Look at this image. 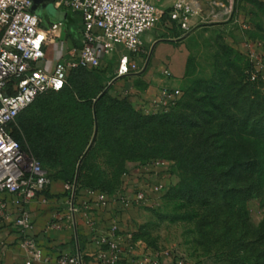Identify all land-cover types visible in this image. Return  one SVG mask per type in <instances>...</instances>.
<instances>
[{"label": "rangeland", "instance_id": "374dc122", "mask_svg": "<svg viewBox=\"0 0 264 264\" xmlns=\"http://www.w3.org/2000/svg\"><path fill=\"white\" fill-rule=\"evenodd\" d=\"M162 18L143 34L135 72L114 81L118 54L89 68L82 92L107 94L100 121L86 116L79 94L40 97L46 141L38 149L55 170L64 160L81 165L82 182L111 200L137 189V167L163 161L168 186L158 203L132 209L158 264H264V85L254 94L240 79L241 65L253 71L255 61L264 81V56L253 61L244 46L249 39L264 47V28L243 34L230 17L197 27L177 48L181 69L172 70L170 61L154 62L147 43L153 32L167 35ZM65 31L62 40L78 41L76 26ZM164 88L180 90L175 104ZM24 152L35 156L30 146Z\"/></svg>", "mask_w": 264, "mask_h": 264}, {"label": "built area", "instance_id": "2783aa9c", "mask_svg": "<svg viewBox=\"0 0 264 264\" xmlns=\"http://www.w3.org/2000/svg\"><path fill=\"white\" fill-rule=\"evenodd\" d=\"M164 0H57L54 6L60 10L79 13L82 19L80 44L67 47L63 55L47 68L39 63L47 60V48L61 37L62 22L45 25L43 15L32 11L33 0H0V218L13 215V226L20 234V246L31 264L48 260L43 249L31 234L33 222L28 205L53 183L47 169L34 157H29L13 137L18 115L38 96L49 91H60L68 84L70 72L78 67L93 68L101 65L109 55L118 54L115 78L128 76L139 68L138 57L142 36L161 19L160 3ZM169 17L182 29H188L189 17L200 7L198 0H172ZM251 60L264 56V47L249 39L244 41ZM260 49L261 53H256ZM260 55V56H259ZM255 70L252 79L261 73L263 66ZM169 74V72L166 71ZM114 78V79H115ZM59 84V87L57 85ZM162 96L170 104L180 97V90L164 88ZM165 164L153 162L135 170L150 171ZM68 192L71 223L80 211L77 205V181L64 183ZM166 189L163 181L144 177L137 189L118 201L125 206L158 203L157 195ZM92 203L106 207V193L86 188L81 190ZM13 205L10 213L8 204ZM86 224L96 232L95 240L101 247L97 259L102 264H117L126 254L125 247L115 238L116 225L106 232L99 231L93 218L85 214ZM58 221L48 224V229H59ZM132 264H158L153 256H131ZM58 264H86L81 251L63 253L56 258Z\"/></svg>", "mask_w": 264, "mask_h": 264}, {"label": "crops", "instance_id": "0c3cea01", "mask_svg": "<svg viewBox=\"0 0 264 264\" xmlns=\"http://www.w3.org/2000/svg\"><path fill=\"white\" fill-rule=\"evenodd\" d=\"M172 2V0H164L160 3L162 20L164 21L167 35L162 36L153 32L154 34L147 41L150 44L154 62L163 64L170 61L172 70H175V67L181 69L180 62H183V57L177 48L184 43L190 32L197 27L221 21L227 16L223 21L230 17V23L242 33L247 32L249 35L254 36L261 34L259 32L264 28V0H230V3H227V0H198L200 7L189 17L187 30L182 29L176 21L170 19L169 13ZM57 10L61 13L58 18L50 16L46 11L42 13L45 25L62 22L63 31L64 29L66 30L65 33L68 32L69 26L73 25L78 28L80 35L78 41L70 45L61 39L62 31L61 37L47 48V58L51 54L53 46L58 45L60 50L58 56L54 55L53 58L51 57V65L63 55L67 47L80 44L82 29V19L79 13ZM250 28L252 30L249 32L248 29ZM166 49L171 50V52L166 53ZM46 61H42L39 64L42 66V63ZM124 77L126 76L118 77L114 81ZM136 174L139 176L138 185L144 177H149L153 181L157 179L163 181L165 186H168V179L161 168L151 169L146 172L142 170ZM5 196L7 195L0 193V197L3 198ZM89 199L83 191L78 196L76 202L80 211L75 216L76 224L71 223L72 214L69 211L68 193L65 194L62 181H53L49 188V196L41 193L28 205L33 222L31 234L43 249L44 256L48 258L46 261L35 264H58L56 258L59 255L63 253L73 254L78 251L82 252L86 264H102L97 259V254L101 247L95 240L96 232L92 231L86 224V213L93 218L95 225L99 228L98 232H106L116 225L115 238L122 246H129L125 247L126 254L121 257L117 264H132L131 256H145L147 259L154 256V251L146 248L145 240L136 231L137 223L132 217L136 206L130 208L121 204L118 200L108 199V204L105 208L94 203H92L90 208H85L84 201ZM8 206L10 213H13V205L10 203ZM124 208L127 210H124ZM13 217L11 215L7 219L0 218V264H31L20 246V234L13 226ZM55 220L59 222L61 227L59 229H48V224Z\"/></svg>", "mask_w": 264, "mask_h": 264}, {"label": "trees", "instance_id": "16d2710c", "mask_svg": "<svg viewBox=\"0 0 264 264\" xmlns=\"http://www.w3.org/2000/svg\"><path fill=\"white\" fill-rule=\"evenodd\" d=\"M252 69L253 66L250 62H245V65H241L240 79L245 84V87L248 88V90H250L254 94H260L259 90L264 85V81L259 76L255 79H252ZM88 70L89 68L84 67L73 69L68 77V84L60 91H49L38 96L18 115L17 120L19 126L14 128L12 131L13 137L18 141L23 150H25L26 147L30 146L31 150L34 152V158L37 159L45 169L48 170L53 181L59 180L63 183H74V181H77L78 196L81 195V190L86 188L98 190L101 192L108 190H105L102 187H95L93 185L83 183L82 175L80 173L77 174V170L79 169L80 171L81 165L79 166V168L78 165L77 168H75L74 165L71 166L70 161L64 160V163H59L60 165H62V168L59 170H55L56 164L47 162L46 156H44V154L38 149L39 145H43L46 141V128L43 124V122L45 121L43 120L44 116H42V114L39 112V109H41L39 99L46 94H61L65 93L66 91L73 93L75 96L79 94V100L77 101V103L82 108L86 116L98 119L100 121L104 112V104L107 101V94H102L104 87L100 90V92L95 94L87 95L82 92L81 83L87 76ZM113 78H115V74ZM61 160L62 159H60V161ZM53 170L55 171L53 172ZM50 186L42 192L46 196H49ZM66 193L68 192L65 190V194Z\"/></svg>", "mask_w": 264, "mask_h": 264}, {"label": "water", "instance_id": "95a60500", "mask_svg": "<svg viewBox=\"0 0 264 264\" xmlns=\"http://www.w3.org/2000/svg\"><path fill=\"white\" fill-rule=\"evenodd\" d=\"M55 2L56 0H33V6L31 9L40 15L46 11L50 16L58 18L61 13L54 7Z\"/></svg>", "mask_w": 264, "mask_h": 264}, {"label": "snow or ice", "instance_id": "6c2138e0", "mask_svg": "<svg viewBox=\"0 0 264 264\" xmlns=\"http://www.w3.org/2000/svg\"><path fill=\"white\" fill-rule=\"evenodd\" d=\"M57 87H59V84L57 85Z\"/></svg>", "mask_w": 264, "mask_h": 264}]
</instances>
